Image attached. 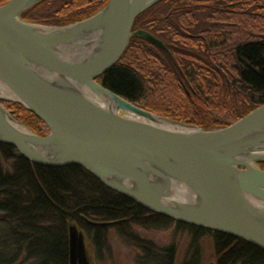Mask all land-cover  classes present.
I'll return each mask as SVG.
<instances>
[{"label": "water", "instance_id": "95a60500", "mask_svg": "<svg viewBox=\"0 0 264 264\" xmlns=\"http://www.w3.org/2000/svg\"><path fill=\"white\" fill-rule=\"evenodd\" d=\"M43 1L0 5V81L9 90L0 89V143L40 166H78L148 212L264 250V104L208 130L140 108L97 79L134 37L170 54L154 34L133 30L163 0H109L63 26L22 18ZM2 101L22 105L49 133L25 127ZM69 264H91L76 224L69 226Z\"/></svg>", "mask_w": 264, "mask_h": 264}, {"label": "trees", "instance_id": "16d2710c", "mask_svg": "<svg viewBox=\"0 0 264 264\" xmlns=\"http://www.w3.org/2000/svg\"><path fill=\"white\" fill-rule=\"evenodd\" d=\"M108 1L46 0L22 18L63 26L94 15ZM137 29L163 40L170 54L132 38L121 60L97 79L120 97L207 130L264 104V0H163L136 19ZM2 103L18 122L25 124L24 116L45 126L22 105ZM71 224L89 238L100 261L111 256L113 230L136 251L135 264H175L183 236L188 245L181 264H202L206 237L216 264H264V250L252 244L148 212L78 166H40L0 143V264H69ZM169 229L167 245L141 233Z\"/></svg>", "mask_w": 264, "mask_h": 264}, {"label": "rangeland", "instance_id": "374dc122", "mask_svg": "<svg viewBox=\"0 0 264 264\" xmlns=\"http://www.w3.org/2000/svg\"><path fill=\"white\" fill-rule=\"evenodd\" d=\"M23 121L25 122V124L23 125L25 127L28 126L27 128L30 129L31 131H33L32 129L34 130L37 129V131L40 133L45 132V126L40 127L38 126L37 123L32 122L31 120H29L27 117L24 116H23ZM33 132L36 133L35 131ZM141 233L142 235L150 239H153L155 242L162 245H167L171 243L173 237L172 229L149 232V233L141 231ZM109 243L111 246V256H107L103 261H100L96 256L95 249L91 241L86 236V244H87V249L91 264H135L136 251L129 245L122 242L113 230L110 232ZM187 245H188V239L186 236H183V238L180 239L179 242L175 264L182 263L186 254ZM202 248H203V256H204L202 264H212V263L216 264L214 245L210 238L206 237L205 239H203Z\"/></svg>", "mask_w": 264, "mask_h": 264}, {"label": "bare ground", "instance_id": "6f19581e", "mask_svg": "<svg viewBox=\"0 0 264 264\" xmlns=\"http://www.w3.org/2000/svg\"><path fill=\"white\" fill-rule=\"evenodd\" d=\"M0 89L2 90L3 95H7L9 90L5 87V85L0 81Z\"/></svg>", "mask_w": 264, "mask_h": 264}, {"label": "flooded vegetation", "instance_id": "af4514ba", "mask_svg": "<svg viewBox=\"0 0 264 264\" xmlns=\"http://www.w3.org/2000/svg\"><path fill=\"white\" fill-rule=\"evenodd\" d=\"M49 133V130L48 128L45 126V132L43 133L44 135L48 134Z\"/></svg>", "mask_w": 264, "mask_h": 264}]
</instances>
